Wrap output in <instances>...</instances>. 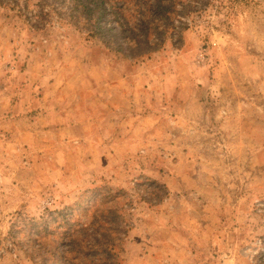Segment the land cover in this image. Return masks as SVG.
<instances>
[{"label": "rangeland", "instance_id": "rangeland-1", "mask_svg": "<svg viewBox=\"0 0 264 264\" xmlns=\"http://www.w3.org/2000/svg\"><path fill=\"white\" fill-rule=\"evenodd\" d=\"M145 1L105 43L83 0H0V264L80 225L119 230L95 264H264V0Z\"/></svg>", "mask_w": 264, "mask_h": 264}, {"label": "trees", "instance_id": "trees-1", "mask_svg": "<svg viewBox=\"0 0 264 264\" xmlns=\"http://www.w3.org/2000/svg\"><path fill=\"white\" fill-rule=\"evenodd\" d=\"M75 2V0H73ZM77 1V0H76ZM79 1V0H78ZM82 1V0H80ZM132 0H121V4L117 5L118 0H83L82 3H75V7L78 8V11L81 12L84 15V20H86L88 26H89V30L88 33L90 34V36L92 37H100L102 39V41H105V38L108 37V40H110L111 34L113 32V30L116 28L113 24L112 21H114L115 23H117V25H119V27H122L123 24L125 23V25L127 26L128 23V19L126 16V11L124 9H122L124 4H128L129 2H131ZM135 4L137 0H133ZM143 4L146 5V1L143 0L142 2ZM141 4V3H140ZM139 5V4H138ZM172 5L170 4L167 7V12H165L164 10H162L163 6H162V0H157L153 6L154 9V14L155 17L157 18H163V15H167L168 12H170V9L172 11ZM73 7V6H72ZM149 16L151 17L150 21H147L145 19V17H141V27L144 28V38L145 39V44L147 46V48L143 51L140 44H141V40H135V46L136 48H130V51L132 54V57H140L146 53H149L151 51L156 50L161 43L163 42V39H159L158 42H156L153 47V45L149 44L147 42L148 39V29H149V22H152L153 20H155L156 18L152 16V13L149 14ZM154 29H157V27H155ZM166 31V27L164 26V28H162L161 30H159L158 32L160 34H163ZM134 38H128L127 40H134ZM107 40V41H108ZM105 41V43L107 42ZM126 42L125 46H121L122 44L117 43L115 50L116 51H120L119 49H121V47H123V50L126 51L125 49H127L129 42ZM130 47V46H129ZM119 48V49H118ZM135 49H137L136 52ZM69 213V212H68ZM68 213L66 215H63V218L68 216ZM109 213H113V211H109ZM114 222V220L112 221ZM68 223V221H67ZM103 223H106L105 221ZM117 223V222H114ZM34 226L36 227L35 230L36 232V236L39 237H43L46 236L45 233L47 232V225L44 224L41 225L39 224H34ZM42 228H38L41 227ZM107 225H105L106 227ZM103 230L101 229V226L99 227H93L92 229V233L91 234H87V226H79V232H82L83 236L86 235L90 236V238H93V242L90 241H86V243L83 244L84 239H82V237H79V235L76 233V227L73 229L72 227H67L64 228L63 232H61V236H63L62 241L60 242V246H63V240L67 239L68 243L71 245V249L70 252L72 250H76L77 253L74 254L72 257H68L65 254L68 252L67 248H61L60 252L58 253V257H57V261L60 262V264H72L73 262H75L76 259H78V252L81 253L82 249H84L85 247L87 248V252L83 253V257H85L86 260V264H95L92 256L95 254V252L97 250L102 251L104 254L111 256L112 255V250H113V243L112 241L116 239L117 231L114 228H105ZM111 234H114V236H111ZM98 237L101 238H106V240L104 242H101L100 239ZM37 239V238H35ZM35 241V240H33ZM37 243V242H36ZM112 243V244H111ZM38 243H37V247H38ZM39 248V247H38ZM48 253L47 255L42 253L41 254V259L42 261H48V255H57V250H51L50 249L47 250ZM90 256L87 257V256Z\"/></svg>", "mask_w": 264, "mask_h": 264}]
</instances>
